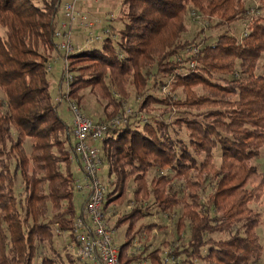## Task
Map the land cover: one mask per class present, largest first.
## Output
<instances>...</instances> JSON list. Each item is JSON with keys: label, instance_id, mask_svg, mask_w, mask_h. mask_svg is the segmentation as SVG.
<instances>
[{"label": "trees", "instance_id": "16d2710c", "mask_svg": "<svg viewBox=\"0 0 264 264\" xmlns=\"http://www.w3.org/2000/svg\"><path fill=\"white\" fill-rule=\"evenodd\" d=\"M62 1L0 0V264H84L68 251L84 203L61 111L68 103L56 100L52 72L59 54L58 94ZM253 1L121 0L120 29L111 25V35L67 57L73 78L63 95L80 107L88 90L110 122L133 94L141 100L100 146L105 210L134 204L114 225L126 226L123 264H165L167 255L180 264H264L263 213L254 207L264 204V16ZM192 12L208 25L190 40L191 20L201 22ZM214 20L227 30L205 38ZM240 22L239 37L231 26ZM153 210L177 216L165 257L162 247L145 257L147 245L134 250L157 226L142 223Z\"/></svg>", "mask_w": 264, "mask_h": 264}, {"label": "built area", "instance_id": "2783aa9c", "mask_svg": "<svg viewBox=\"0 0 264 264\" xmlns=\"http://www.w3.org/2000/svg\"><path fill=\"white\" fill-rule=\"evenodd\" d=\"M83 2L85 0H67L63 3L65 21L62 29L56 33L57 48L65 57L62 74L63 89L58 93L56 100L67 101L71 112L73 148L70 158L81 171L75 181V191L82 196L84 203L82 215L77 216L73 222L76 241L74 247H76V256L84 264H123L121 248L115 241V230L108 222L105 210L107 189L101 179L103 160L100 146L110 128H117L128 122L131 109H127L125 116H119L110 122L97 123L87 116L75 101L68 99V95L64 97L69 91V84L73 78L67 57L102 40L104 36L111 35L108 27L101 28L100 18L90 15L79 7ZM191 16L201 20L203 25H208L205 17L196 12H192ZM76 22L86 30L80 44H76L73 40L72 27ZM191 50L196 53L198 48ZM164 91L166 92L165 88ZM164 263L180 264V260L167 255Z\"/></svg>", "mask_w": 264, "mask_h": 264}, {"label": "rangeland", "instance_id": "374dc122", "mask_svg": "<svg viewBox=\"0 0 264 264\" xmlns=\"http://www.w3.org/2000/svg\"><path fill=\"white\" fill-rule=\"evenodd\" d=\"M67 0H63L62 2L64 3ZM86 1V0H85ZM88 2H90V4H92V10H84L85 12L89 13L90 15H93L95 17H98L101 19V28H107L108 26H110V30L112 33V26H114V31H117L120 29L121 25V21L120 19V4H121V0H100V1H96V0H88ZM83 4V3H82ZM82 4L79 6L80 8L82 7ZM253 11H257L260 10L261 14L264 16V8L259 9L257 8V6H261L260 0H254L253 1ZM91 6V5H90ZM100 10V11H99ZM102 12V13H100ZM216 20H214L211 23V26L209 28L206 35H204V37L208 38V37H216L217 35L221 34L222 32L227 30V26L226 25H216ZM243 22V21H242ZM238 23V24H234L233 26H231V30L237 35V36H241L242 33H244V23ZM201 24V25H200ZM112 25V26H111ZM200 25V26H199ZM201 26L204 27V25L200 22L197 23L193 20H191L190 22V30L187 33V38H189L190 40H193L195 38H197V34L199 31H201ZM74 28H76L75 30L78 31L80 30L83 34L82 37L84 36V34H86V30H84L82 27L81 29L77 28V25L74 26ZM100 28V29H101ZM109 28V27H108ZM98 29V30H100ZM74 30V29H73ZM74 30V32H75ZM203 37V36H202ZM202 37L198 36L197 42L200 41L201 39H203ZM73 40L75 41L76 44H79V42H77L74 38ZM82 39H80L81 41ZM258 73H260L261 75L264 76V54L263 57L260 61V68L258 69ZM55 93V97H57V89H55L54 91ZM140 99L137 98L134 94L131 96L130 100H128V102L125 103L124 105V110L127 111V109H132L134 112L137 111L139 105H140ZM67 108L64 109V107H61V111L63 109V113L67 112L70 116H71V112L68 108V105H66ZM81 109L83 110V112L89 116L91 119H93L95 122L97 123H104L106 122L105 119V114H104V103L100 102L98 100V98L96 96H94L92 93H89L88 90L85 93V98L83 100V105L81 106ZM126 111H124V116L126 115ZM64 116V115H63ZM70 123L72 125V116L70 117ZM73 130V127H72ZM264 153V152H263ZM260 170L264 171V154L262 155L260 161ZM154 172L150 173V178H152L154 176ZM106 171H105V167L103 166L102 171H101V179L104 182L106 189H107V193H108V185H107V179H106ZM178 184L180 185L181 183L178 182ZM77 196L79 197L80 202L83 201L82 196H80L77 193ZM129 198L132 200L133 196L132 194H129ZM145 204V203H144ZM134 204H129V203H123V204H111L110 206H108L106 213L108 215V222L111 224V226L114 228L115 230V241L117 242L118 245H121L124 241H125V233H126V226H123L121 228L115 229L114 225L117 221V219L122 215L125 214L126 212H128L130 210L131 207H133ZM254 207L259 209L262 213H263V220H262V224L259 226V233L260 236L262 238V242L264 244V204H254ZM178 214H181L182 212V208H178L177 209ZM142 223H146V224H150V223H157V226L152 230L151 236H150V240L147 241V234L143 233L141 235V239H138L135 246H134V250L137 253H140L143 248H145V245L148 246L147 252L144 254V257L150 253L152 250L158 248V247H162L165 250L164 253V257L171 251L172 246H164L163 244L165 242H170L173 243L175 242V240L177 239V233H176V223H177V216H164L163 214L158 213L156 210H153V213L151 215H148L143 221ZM57 240L62 242V241H66L67 244L69 242L67 236H57ZM69 246V244H68ZM68 251L71 252L72 254L75 255V249H74V244L72 243L71 246L68 247ZM263 262H264V258H263ZM138 264H150L148 262L145 261V259L141 260Z\"/></svg>", "mask_w": 264, "mask_h": 264}, {"label": "crops", "instance_id": "0c3cea01", "mask_svg": "<svg viewBox=\"0 0 264 264\" xmlns=\"http://www.w3.org/2000/svg\"><path fill=\"white\" fill-rule=\"evenodd\" d=\"M91 5V6H90ZM93 6H92V4H90V2H88V0H86L85 2H83V4H82V7H81V9L83 10H92L93 8H92ZM94 10V9H93ZM100 11V10H99ZM100 13H102V12H100ZM64 21H65V19H64V16H63V12H62V17H61V27H62V24L64 23ZM75 25H77V28L79 29H81V26H80V24L78 23V22H76L74 25H73V27H72V31H73V37H74V39L77 41V42H79V44H80V39H82L83 37H82V32L80 31V30H78V31H76L75 29L76 28H74V26ZM75 30V32H74V30ZM61 69H62V58H60L59 57V54H57V56L55 57V59H54V62H53V68H52V72H53V76H55V89H57L58 88V82H56V80H58V76L60 75V71H61ZM58 90V89H57ZM63 115H64V117L66 118V120H68V121H70L71 119H70V115L67 113V112H65V113H63ZM76 169L78 170V175H80V169H79V167L77 166L76 167Z\"/></svg>", "mask_w": 264, "mask_h": 264}]
</instances>
